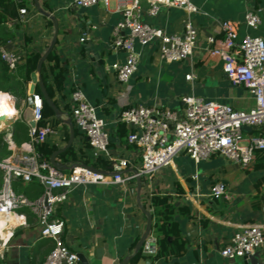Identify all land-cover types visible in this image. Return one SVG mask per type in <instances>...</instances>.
<instances>
[{
    "label": "crops",
    "instance_id": "0c3cea01",
    "mask_svg": "<svg viewBox=\"0 0 264 264\" xmlns=\"http://www.w3.org/2000/svg\"><path fill=\"white\" fill-rule=\"evenodd\" d=\"M38 1L40 10L30 0L24 7L27 9L24 18L19 16L18 20L8 23L5 30H0V35H14L1 48L18 51L22 57L21 66L27 51L43 55L49 49L55 33L53 21L58 22L57 54L67 72L64 90L57 96L62 115L55 117L60 123L55 135L45 142L50 147L62 150L67 146L72 124L75 131L72 147L77 156L92 159L87 140L70 116V96L74 86L81 88L85 99L97 107L98 116L106 123L110 146L102 159L110 163V158L128 160L130 168L124 174H130L141 160L139 150L118 134L121 113L129 106L148 105L179 111L184 107L183 97L195 96L205 102L230 105L245 112L254 107L249 92L228 81L223 60L210 53L208 40L221 36L220 24L224 20L235 22L241 37L250 35L264 40V0H191L197 8L191 20L200 33L194 54L181 62H166L159 57L155 47L143 49L137 46L140 54L138 71L127 84L118 82L112 68L126 59L125 53L112 48L113 30L123 18L116 10L117 0H112L108 8L93 6L86 9L70 8L72 0ZM142 8L143 21L168 34L182 33L188 19L183 9H164L156 17H149L145 1ZM250 10L261 18L257 28L245 24V14ZM190 73L194 75L192 81L186 80ZM31 86L27 90V100H21L23 104L19 110L20 118L28 128L25 114L30 108ZM21 87L18 77L10 89L18 92ZM0 96L15 101V96ZM8 129L12 141L10 147L6 142L8 148L12 153L21 150L27 141L17 146L12 140L13 125ZM254 135L248 131L246 136ZM140 182L142 188L139 190ZM217 183H223L226 189L220 199L211 197V189ZM25 185L24 194L31 199L39 197L42 191L37 183ZM177 185L183 193L176 200L188 214L176 218L181 239L187 244L184 254L165 259L157 239V252L144 254L136 264H259V261L264 264V247L258 252V262L254 260V263L244 258H224L220 253L241 226L255 224L264 233V160L259 157H254L249 166L242 167L218 155L197 163L186 154H180L171 166L160 170L152 180H131L126 189L113 184L76 187L70 199L58 206L55 218L64 222V241L79 255L81 264H120L127 257H135L137 249L132 254V245L146 231L147 215L142 205H148L145 211L152 215L154 227L158 222L152 206L154 193L176 196ZM0 239V264H43L53 248L50 240L41 238L37 220L31 214L10 218L0 229Z\"/></svg>",
    "mask_w": 264,
    "mask_h": 264
},
{
    "label": "built area",
    "instance_id": "2783aa9c",
    "mask_svg": "<svg viewBox=\"0 0 264 264\" xmlns=\"http://www.w3.org/2000/svg\"><path fill=\"white\" fill-rule=\"evenodd\" d=\"M147 3L146 14L156 17L162 10L178 8L186 11L188 19L182 33L168 34L143 21L142 3ZM112 0H72L70 8L86 9L93 6L108 8ZM116 10L123 18L113 30L112 48L125 53L123 64H114L113 70L119 83L127 84L137 73L141 48L155 47L159 57L166 62H181L190 58L197 48L199 30L191 20L197 8L191 0H117ZM27 9H20L21 18ZM22 21V19H21ZM245 24L257 28L261 18L255 11L245 14ZM221 36L209 38L210 53L223 60V71L233 86H243L254 99V107L245 112L230 105L205 102L195 96L182 99L183 109H162L156 106L131 105L120 116L129 131L126 142L140 152V164L129 174L128 160L110 158V172H100L76 165L69 171L59 170L49 162L40 160L35 146L47 142L55 135L51 126L39 127L44 101L41 95H29L28 103L33 112L36 127L28 128V141L22 149L0 159V219L33 215L43 239L50 240L53 248L43 264H81L77 253L71 251L64 241V222L56 219L60 204L70 199L72 191L79 186L99 184L119 185L126 189L131 180L150 181L162 169L172 165L174 158L186 154L194 162L210 159L214 155L249 166L256 153L264 152V40L260 37L240 36L235 22L224 20L220 24ZM0 57L12 72H15L22 57L14 51L0 49ZM193 74L186 80L192 81ZM11 89L10 93L14 98ZM70 116L77 130L87 140L92 160L108 154L110 136L105 121L98 116L96 106L84 97L79 86H74L70 96ZM14 118L2 123V128L11 127L21 120L19 110ZM4 117V116H3ZM255 135L247 137V133ZM2 141L12 144L11 134ZM19 183H37L41 194L36 199L18 191ZM225 185L217 183L211 189V197L220 199L225 195ZM156 237L149 235L143 252L154 255ZM264 247V233L255 224L241 226L223 247L221 255L228 259L245 258Z\"/></svg>",
    "mask_w": 264,
    "mask_h": 264
},
{
    "label": "trees",
    "instance_id": "16d2710c",
    "mask_svg": "<svg viewBox=\"0 0 264 264\" xmlns=\"http://www.w3.org/2000/svg\"><path fill=\"white\" fill-rule=\"evenodd\" d=\"M28 1L30 0H0V30H5L7 24L18 20L20 17L19 11L26 7ZM49 25H52V21L49 20ZM14 35H0V48L9 43ZM29 39L26 37V42ZM59 43V39H57ZM42 54L39 52H29L27 51L24 58V63L17 67L15 72H12L8 65L2 61L0 57V95H10L5 93L10 89L13 81L18 77L21 78L22 92H14L13 95L17 96L19 100H27V90L32 84V75L37 72L38 63L42 58ZM67 70L63 67L62 61L57 54V48L54 47L53 51L49 54L47 60L43 64L41 71V78L45 89L53 101V103L58 107V93L64 90L65 74ZM5 90V91H3ZM35 93L41 95V90L37 85L35 88ZM12 96V95H11ZM11 100H13L10 97ZM10 100V101H11ZM59 120L55 117V113L49 107L48 104L44 103V108L42 111V120L39 122V127L51 126L57 129L59 126ZM12 140L19 146L23 142L28 141V127L26 123L22 120H18L13 124ZM118 134L126 142V138L129 134L128 129L123 123L118 125ZM89 147V145L87 144ZM0 150L3 151L1 158L8 157L12 154V151L8 148V144L0 139ZM36 152L40 155V160L44 162L51 163L52 155L58 151L56 147H50L46 143H40L35 146ZM254 157H259L264 160V152H258ZM57 163L65 170L69 171L76 165H83L100 172H110L112 170L111 163L98 158L96 160L90 159L88 156L82 155L78 157L74 148L71 146L66 151L58 155ZM24 183H19L17 186L18 191L25 192ZM176 196L171 194H162L156 191L152 200V206L155 209V214L158 218V222L152 226L150 235L156 237L160 244V250L165 259H171L175 257L182 256L186 249L187 244L181 239V234L179 231V225L176 222L177 217H186L185 208L181 205L176 198L183 193L180 186L177 185ZM143 209L146 210L148 205L143 204ZM139 239L135 241L132 245L131 253L135 254L136 245ZM144 252L143 248L136 252L135 257L131 261V264H136L141 258H143Z\"/></svg>",
    "mask_w": 264,
    "mask_h": 264
},
{
    "label": "water",
    "instance_id": "95a60500",
    "mask_svg": "<svg viewBox=\"0 0 264 264\" xmlns=\"http://www.w3.org/2000/svg\"><path fill=\"white\" fill-rule=\"evenodd\" d=\"M33 1H34L36 9L40 10L39 1L38 0H33ZM53 25L55 28V33H54L51 45H50L49 49L43 54L41 60L39 61L38 67H37V72L32 75V86L30 88L29 95H32L35 93V88L38 85L40 90H41V96L43 98L44 103L49 105V107L53 110V112L55 113V115L57 117H60L62 115V113L58 109V107L53 103V101L50 99V97H49V95L45 89V86L43 84L42 78H41V71H42L43 64L45 63L49 54L53 51L54 47L57 44V39H58V35H59L58 22L56 20H54ZM25 120L29 123L30 127H32V128L36 127V123L33 121V112L30 108L27 110V112L25 114ZM70 126H71V136H70V139H69L67 146L64 149L58 150L57 152H55L51 157V164L59 170H63V168L60 166L59 163H57L56 159H57L58 155H60L61 153H63L64 151H66L68 148H70L72 146L74 138H75L74 127L72 124H70ZM87 168L92 169L90 167H87ZM141 188H142V185L140 182L139 183V190ZM143 212L147 215V226H146L145 233L143 234V236L141 237V239L139 240V242L136 246L137 251H139L143 247L144 242L147 239V237L150 235V232L152 229V215L150 213L146 212L144 209H143ZM0 244H1V239H0ZM132 259H133V256L127 257L120 264H129ZM258 259H259V253L258 252L253 254V255L246 256L244 258V260H249L253 263H254V260H257V262H258ZM258 263L260 264V261Z\"/></svg>",
    "mask_w": 264,
    "mask_h": 264
},
{
    "label": "bare ground",
    "instance_id": "6f19581e",
    "mask_svg": "<svg viewBox=\"0 0 264 264\" xmlns=\"http://www.w3.org/2000/svg\"><path fill=\"white\" fill-rule=\"evenodd\" d=\"M13 104L14 101L12 102L9 99L0 96V128L3 126L2 123L14 118L16 111L13 108ZM10 218L11 217H7V219H0V229L5 226L6 222L10 220Z\"/></svg>",
    "mask_w": 264,
    "mask_h": 264
},
{
    "label": "rangeland",
    "instance_id": "374dc122",
    "mask_svg": "<svg viewBox=\"0 0 264 264\" xmlns=\"http://www.w3.org/2000/svg\"><path fill=\"white\" fill-rule=\"evenodd\" d=\"M17 52V54L19 55V53H18V51H16ZM18 83V82H17ZM18 87V86H17ZM11 92L12 93H14V88H11ZM3 91H5V90H3ZM5 92H8V91H5ZM19 93L20 92H22V87L19 89V91H18ZM15 104H16V108L18 109V110H20L21 109V107H22V104H23V102L21 101V100H19L18 98H17V96H15ZM10 131H9V129H8V127H6V128H3L1 131H0V138H2L3 136H5L6 134H8ZM3 154V151L2 150H0V156Z\"/></svg>",
    "mask_w": 264,
    "mask_h": 264
}]
</instances>
